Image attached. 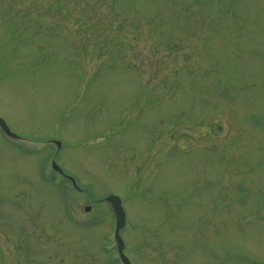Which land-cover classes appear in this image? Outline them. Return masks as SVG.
<instances>
[{"label": "rangeland", "instance_id": "1", "mask_svg": "<svg viewBox=\"0 0 264 264\" xmlns=\"http://www.w3.org/2000/svg\"><path fill=\"white\" fill-rule=\"evenodd\" d=\"M0 118V264H122L109 195L131 264H264V0H0Z\"/></svg>", "mask_w": 264, "mask_h": 264}, {"label": "water", "instance_id": "2", "mask_svg": "<svg viewBox=\"0 0 264 264\" xmlns=\"http://www.w3.org/2000/svg\"><path fill=\"white\" fill-rule=\"evenodd\" d=\"M0 127L2 130L7 133L10 136H14L11 131L9 130L7 124L0 118ZM57 145L60 147V143H57ZM53 168L62 173V170L60 167L54 163ZM107 201L111 204L115 217H116V240L118 243V251L121 254V258L124 264H130L129 260L126 258V256L123 254V251L125 249L124 241L122 240L120 236V231L126 226V213L124 211V208L122 206V201L118 196L112 195L107 198ZM90 210V207L87 208V211Z\"/></svg>", "mask_w": 264, "mask_h": 264}, {"label": "flooded vegetation", "instance_id": "3", "mask_svg": "<svg viewBox=\"0 0 264 264\" xmlns=\"http://www.w3.org/2000/svg\"><path fill=\"white\" fill-rule=\"evenodd\" d=\"M63 177V176H62ZM66 182H71V180L69 178H63ZM72 183V182H71ZM73 188L76 189L77 191L79 190L78 188L74 187V184H72Z\"/></svg>", "mask_w": 264, "mask_h": 264}]
</instances>
